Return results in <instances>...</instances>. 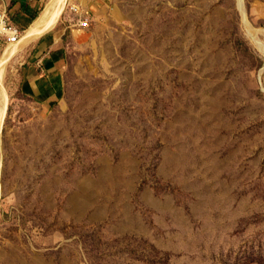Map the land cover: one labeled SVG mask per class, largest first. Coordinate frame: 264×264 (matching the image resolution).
<instances>
[{
    "label": "rangeland",
    "instance_id": "rangeland-1",
    "mask_svg": "<svg viewBox=\"0 0 264 264\" xmlns=\"http://www.w3.org/2000/svg\"><path fill=\"white\" fill-rule=\"evenodd\" d=\"M115 1L49 111L5 64L0 264H264V0Z\"/></svg>",
    "mask_w": 264,
    "mask_h": 264
},
{
    "label": "crops",
    "instance_id": "crops-1",
    "mask_svg": "<svg viewBox=\"0 0 264 264\" xmlns=\"http://www.w3.org/2000/svg\"><path fill=\"white\" fill-rule=\"evenodd\" d=\"M42 1L0 0V10H4L25 34L37 21ZM69 3L73 11L63 17L68 27L58 30L59 17L51 30L38 35L30 42L31 46L23 48L27 56L21 63L19 89L38 104L42 111H49L62 98L67 51L65 40L71 36L80 46L87 44L82 42L88 36L90 38L91 29L104 24L106 6L112 4L111 11L117 13L115 0H70ZM82 23H87V26Z\"/></svg>",
    "mask_w": 264,
    "mask_h": 264
},
{
    "label": "bare ground",
    "instance_id": "bare-ground-1",
    "mask_svg": "<svg viewBox=\"0 0 264 264\" xmlns=\"http://www.w3.org/2000/svg\"><path fill=\"white\" fill-rule=\"evenodd\" d=\"M65 2L66 0H54L50 5H48L45 8V10L42 12L38 20L35 22V24L27 32H25L24 39L25 40L34 39L38 35L44 34L45 32L51 30L54 27L59 15L61 14ZM257 44L258 47L261 49L262 46H260L259 43ZM16 48L18 47L13 46L12 48L5 50L4 54L0 57V127L4 119L5 109L8 102L6 91L1 85L2 78L4 75V67L8 59L13 54H15ZM0 171H1V162H0Z\"/></svg>",
    "mask_w": 264,
    "mask_h": 264
},
{
    "label": "built area",
    "instance_id": "built-area-1",
    "mask_svg": "<svg viewBox=\"0 0 264 264\" xmlns=\"http://www.w3.org/2000/svg\"><path fill=\"white\" fill-rule=\"evenodd\" d=\"M82 25L87 26V23ZM23 32L24 30L14 24L4 10H0V40L5 42L8 49L20 44Z\"/></svg>",
    "mask_w": 264,
    "mask_h": 264
},
{
    "label": "water",
    "instance_id": "water-1",
    "mask_svg": "<svg viewBox=\"0 0 264 264\" xmlns=\"http://www.w3.org/2000/svg\"><path fill=\"white\" fill-rule=\"evenodd\" d=\"M6 110H7V108H6Z\"/></svg>",
    "mask_w": 264,
    "mask_h": 264
}]
</instances>
